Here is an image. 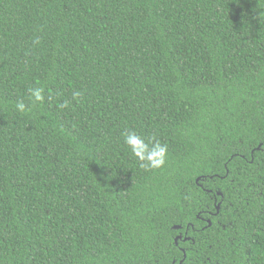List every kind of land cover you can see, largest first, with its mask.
<instances>
[{
  "label": "trees",
  "instance_id": "1",
  "mask_svg": "<svg viewBox=\"0 0 264 264\" xmlns=\"http://www.w3.org/2000/svg\"><path fill=\"white\" fill-rule=\"evenodd\" d=\"M0 264H264V0H0Z\"/></svg>",
  "mask_w": 264,
  "mask_h": 264
},
{
  "label": "clouds",
  "instance_id": "2",
  "mask_svg": "<svg viewBox=\"0 0 264 264\" xmlns=\"http://www.w3.org/2000/svg\"><path fill=\"white\" fill-rule=\"evenodd\" d=\"M30 103L36 104L45 100V89L43 87H30L28 89ZM73 98H79L82 93L73 92ZM68 102L61 104V108H67ZM20 112H26L29 109L23 101H18L15 105ZM124 144L130 149L134 158L139 162V166L145 170H156L163 168L168 159V146L160 142L155 137H145L133 130H126L121 134Z\"/></svg>",
  "mask_w": 264,
  "mask_h": 264
},
{
  "label": "water",
  "instance_id": "3",
  "mask_svg": "<svg viewBox=\"0 0 264 264\" xmlns=\"http://www.w3.org/2000/svg\"><path fill=\"white\" fill-rule=\"evenodd\" d=\"M176 228H179V227L177 226ZM177 238H179V237H177Z\"/></svg>",
  "mask_w": 264,
  "mask_h": 264
}]
</instances>
